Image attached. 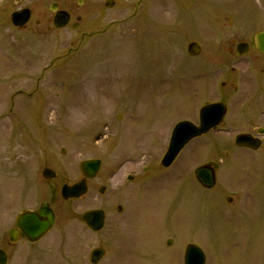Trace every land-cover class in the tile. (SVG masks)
I'll list each match as a JSON object with an SVG mask.
<instances>
[{
    "label": "rangeland",
    "instance_id": "374dc122",
    "mask_svg": "<svg viewBox=\"0 0 264 264\" xmlns=\"http://www.w3.org/2000/svg\"><path fill=\"white\" fill-rule=\"evenodd\" d=\"M101 1L0 0V235L23 209L50 202L61 227L83 226L82 264L96 246L120 248L129 227L130 245L110 254L113 264H184L189 243L203 248L207 264H264L262 149L236 148L230 138L240 129L226 125L191 141L170 169L160 164L173 127L198 122L215 100L209 87L223 79L214 84L211 69L232 60L226 44L251 42L264 28V0ZM53 2L73 13L64 30L50 29ZM23 6L33 17L16 29L10 16ZM192 41L202 46L198 58L187 52ZM94 158L103 164L88 194L65 201L63 184L80 180L78 165ZM209 161H220L213 190L194 177ZM47 166L53 180L40 173ZM92 209L106 212L95 237L82 220ZM113 227L121 233L110 240ZM43 261L67 264L60 254Z\"/></svg>",
    "mask_w": 264,
    "mask_h": 264
},
{
    "label": "water",
    "instance_id": "95a60500",
    "mask_svg": "<svg viewBox=\"0 0 264 264\" xmlns=\"http://www.w3.org/2000/svg\"><path fill=\"white\" fill-rule=\"evenodd\" d=\"M29 18V14L25 12L14 14L13 20L17 25L24 24ZM68 15L62 13L58 14L56 19L57 26H64L68 22ZM258 47L264 50V32L257 36ZM199 50L196 44L190 45V52L192 54L197 53ZM239 53H245L248 50L247 45L238 47ZM225 110L222 105H210L204 108L201 112V126L196 127L190 122H181L175 128L169 151L167 152L163 165L169 166L174 161L181 149L194 137L199 136L207 132L210 128L217 125L222 119ZM251 136L241 135L237 139V144L240 146L251 147ZM100 168V161H86L82 164V169L88 178H92L96 175ZM217 167L213 163H208L196 170V177L199 182L205 187H213L216 182L215 170ZM47 175V174H45ZM49 176V175H48ZM86 181L83 180L73 187L64 186L63 195L68 197H77L86 192ZM85 220L90 226L95 229H99L104 220V214L101 211H95L87 213L84 216ZM54 220L53 212L43 205L42 209L38 213H24L20 217L19 226L23 229V234L30 237V239H38L43 233H45L52 225ZM97 257L101 256V251H97ZM203 252L193 245L188 248L186 264H204Z\"/></svg>",
    "mask_w": 264,
    "mask_h": 264
},
{
    "label": "flooded vegetation",
    "instance_id": "af4514ba",
    "mask_svg": "<svg viewBox=\"0 0 264 264\" xmlns=\"http://www.w3.org/2000/svg\"><path fill=\"white\" fill-rule=\"evenodd\" d=\"M227 72V79H231V86L237 90L235 85V78L232 75L228 74L227 67L223 72ZM236 68L232 67V74L236 73ZM223 86L227 85V82H222ZM243 96L239 97L238 103L240 105L249 102L251 108V134L262 139L264 145V136H261V132H264V53L257 52L256 57L251 58V75H249V90L242 93ZM227 101L228 96H224ZM225 100L220 99L219 101L225 102ZM56 226L53 228L57 230ZM17 244H11L8 246L12 251L9 252V257L15 262H20L22 264H42L39 262L41 256H44L45 253L56 252L57 247L54 242L43 244L39 243H30L24 240V247L26 250H19L16 247ZM20 253V257H18ZM37 260V263H35Z\"/></svg>",
    "mask_w": 264,
    "mask_h": 264
}]
</instances>
